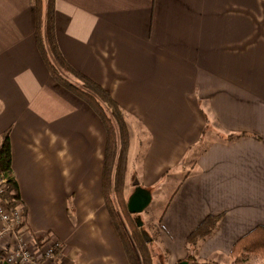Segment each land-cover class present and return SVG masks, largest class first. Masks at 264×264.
<instances>
[{
	"label": "crops",
	"instance_id": "crops-1",
	"mask_svg": "<svg viewBox=\"0 0 264 264\" xmlns=\"http://www.w3.org/2000/svg\"><path fill=\"white\" fill-rule=\"evenodd\" d=\"M55 37L71 67L139 107L143 185L209 138L164 210L167 264L209 215L200 263L264 226V0H55ZM5 132L27 239L57 240V264H129L103 199L104 125L50 76L32 0H0V144Z\"/></svg>",
	"mask_w": 264,
	"mask_h": 264
},
{
	"label": "trees",
	"instance_id": "trees-1",
	"mask_svg": "<svg viewBox=\"0 0 264 264\" xmlns=\"http://www.w3.org/2000/svg\"><path fill=\"white\" fill-rule=\"evenodd\" d=\"M41 1L42 0H32L36 9V42L50 76L57 84L83 100L99 117L105 128L107 140L104 151L102 187L104 199L107 202L109 201V194L111 192V175H113V170L115 174V181L118 183V185L119 183H123L125 177L127 163L126 155L129 147V130L126 120V114L113 99L108 90L93 81L88 76L71 67L62 56L55 37V0H47V2L45 3V22L43 24L44 34L41 33ZM49 55H51L53 63H57L60 68L66 70L75 78H77L81 82L82 86L79 87L65 78L59 72L58 68L53 65L51 60H49ZM232 137V135H229L228 139H232ZM0 178L6 180V192L2 198L10 207L20 205L17 184L12 178L11 144L8 132L4 133L0 144ZM115 191L119 195L121 207L128 213L127 206L124 203V199H122L121 192L117 190ZM110 213H113L112 209H110ZM220 218L221 215L207 216L188 235L187 245L190 254L186 260L191 263H198L193 255L194 249L201 239L213 232ZM117 227L122 236V239H124L125 248L130 263L152 264L151 256L147 249V243L149 242H145L142 238L139 237V243H137L136 246L139 251L140 258V262H138L139 258L136 256L132 245L128 242L127 238L125 237L124 231L118 223ZM41 238L42 236L36 237L37 240ZM251 240H257L259 243L258 248L264 250V226H257L250 233L239 238L233 245L231 254L236 251V248L244 245V243L248 245L249 241L251 242Z\"/></svg>",
	"mask_w": 264,
	"mask_h": 264
},
{
	"label": "rangeland",
	"instance_id": "rangeland-1",
	"mask_svg": "<svg viewBox=\"0 0 264 264\" xmlns=\"http://www.w3.org/2000/svg\"><path fill=\"white\" fill-rule=\"evenodd\" d=\"M41 2H42L41 33L44 34L43 24L45 22V10H46L45 3L47 2V0H42ZM35 14H36V9H35ZM49 60H51V62L53 63L51 55H49ZM53 65L57 67L59 72L69 81H71L73 84L79 87L82 86L81 82L77 78H75L66 70L60 68L57 63H53ZM70 93L73 94L72 92ZM73 95L79 98L75 94ZM116 102L123 109V112L126 114V120L129 130V147L126 155L127 163H126V172H125L124 181L122 184L119 183L118 185V183L115 181V174L113 170V175H111V192L109 194V201L106 202L103 195L104 204L111 216L113 226L116 229L117 235L121 241V244L123 246L129 264L131 263L129 261V257L125 248L124 239H122V236L118 230L117 223L124 231L125 237L127 238L128 242L132 245L133 250L138 258H139V251L136 246L137 243H139L138 241L139 237L143 239L142 232L145 231L147 235L151 238V241L147 243V249L151 256L152 264H167V256L159 240L160 231H161V219L169 200L171 199L175 189L180 183V179L183 177V175L188 173V171L190 170V168L194 163L195 156L197 155L198 152H200L206 147L209 138L207 136H203L201 142L198 143V146H195L197 148H194L191 152H189V154L185 157V159L181 160L176 168L171 169V171H169V169L165 170L156 183H154L151 186H145L143 185L144 183L142 180V175L144 173L143 161L144 158L146 157L148 145L150 144L151 141V133L149 131V128L146 126V123L142 121L141 118L139 117V107L123 106L118 101ZM213 130H215V128H213L211 124H207L203 134L208 135L207 133L210 132V137H211V133L214 132ZM136 181H138L139 185H141L143 188H146L147 190L150 191L152 198L149 205L141 213L131 214L129 212L127 213L126 211H124V209L121 207L119 201V195L115 190L121 192L122 199H124V203L126 205L128 196L133 192L134 182ZM110 209L113 210L112 214L110 213ZM138 221L139 223H141V226H137L136 222ZM39 236H42V238L39 240L35 239L38 244H42V241L44 239L46 240V242H48L47 239H51V240L53 239L52 236H50L49 234H42ZM31 239H26V241H30ZM251 242L249 241L248 245L244 243V245H241L240 247L236 248V251H234L233 254H231L229 258L226 260L210 261L207 263L198 262V263L199 264H264V250L258 248L259 243L257 240H251ZM13 246L14 243L12 239L9 240L8 238H5L1 240L0 259L2 258L4 252H6L9 248H13ZM138 262H140V258Z\"/></svg>",
	"mask_w": 264,
	"mask_h": 264
},
{
	"label": "built area",
	"instance_id": "built-area-1",
	"mask_svg": "<svg viewBox=\"0 0 264 264\" xmlns=\"http://www.w3.org/2000/svg\"><path fill=\"white\" fill-rule=\"evenodd\" d=\"M6 192V180L0 178V241L12 239L14 246L0 259L9 264H57V253L61 249L55 239H44L42 244L36 238L26 241L25 212L21 205L10 207L2 198Z\"/></svg>",
	"mask_w": 264,
	"mask_h": 264
},
{
	"label": "water",
	"instance_id": "water-1",
	"mask_svg": "<svg viewBox=\"0 0 264 264\" xmlns=\"http://www.w3.org/2000/svg\"><path fill=\"white\" fill-rule=\"evenodd\" d=\"M151 198L152 196L149 190L139 185L138 181L134 182V190L128 196L126 202L128 212L131 214L141 213L149 205ZM136 223L137 226H141V223H139V221ZM142 237L145 242L151 241V238L147 235L145 231L142 232ZM0 264H9V263L0 262ZM176 264H199V263H191L188 260H180Z\"/></svg>",
	"mask_w": 264,
	"mask_h": 264
}]
</instances>
